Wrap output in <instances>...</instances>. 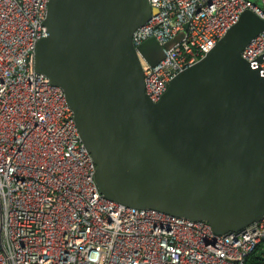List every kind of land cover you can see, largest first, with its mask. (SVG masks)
Returning <instances> with one entry per match:
<instances>
[{"label": "water", "instance_id": "water-1", "mask_svg": "<svg viewBox=\"0 0 264 264\" xmlns=\"http://www.w3.org/2000/svg\"><path fill=\"white\" fill-rule=\"evenodd\" d=\"M155 13L149 0H49L34 70L63 92L103 198L238 232L264 217V77L242 58L264 20L244 11L153 103L138 53L154 66L163 47L132 37Z\"/></svg>", "mask_w": 264, "mask_h": 264}, {"label": "built area", "instance_id": "built-area-1", "mask_svg": "<svg viewBox=\"0 0 264 264\" xmlns=\"http://www.w3.org/2000/svg\"><path fill=\"white\" fill-rule=\"evenodd\" d=\"M48 2L0 0V264H246L264 244V217L217 235L206 222L102 197L63 92L34 70L35 46L47 36ZM149 4L156 13L132 43L137 48L154 38L163 47L154 66L138 53L153 103L244 11L264 20V0ZM242 58L264 77V33Z\"/></svg>", "mask_w": 264, "mask_h": 264}, {"label": "trees", "instance_id": "trees-1", "mask_svg": "<svg viewBox=\"0 0 264 264\" xmlns=\"http://www.w3.org/2000/svg\"><path fill=\"white\" fill-rule=\"evenodd\" d=\"M261 250H264V244L260 247L259 252ZM246 264H264V260H262L258 254H254L246 260Z\"/></svg>", "mask_w": 264, "mask_h": 264}, {"label": "rangeland", "instance_id": "rangeland-1", "mask_svg": "<svg viewBox=\"0 0 264 264\" xmlns=\"http://www.w3.org/2000/svg\"><path fill=\"white\" fill-rule=\"evenodd\" d=\"M253 1H255V0H253ZM155 50L153 49V52H154Z\"/></svg>", "mask_w": 264, "mask_h": 264}]
</instances>
